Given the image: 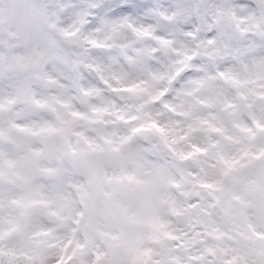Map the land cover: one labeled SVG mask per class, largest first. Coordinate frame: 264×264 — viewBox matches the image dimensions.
<instances>
[{
	"label": "clouds",
	"instance_id": "9594fccd",
	"mask_svg": "<svg viewBox=\"0 0 264 264\" xmlns=\"http://www.w3.org/2000/svg\"><path fill=\"white\" fill-rule=\"evenodd\" d=\"M0 264H264V0H0Z\"/></svg>",
	"mask_w": 264,
	"mask_h": 264
}]
</instances>
